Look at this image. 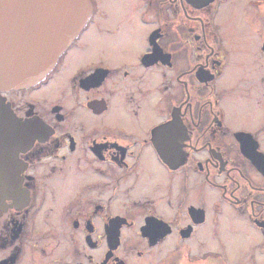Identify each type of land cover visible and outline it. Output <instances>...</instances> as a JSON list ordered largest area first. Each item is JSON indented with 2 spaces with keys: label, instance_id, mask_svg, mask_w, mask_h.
I'll return each mask as SVG.
<instances>
[{
  "label": "flooded vegetation",
  "instance_id": "flooded-vegetation-1",
  "mask_svg": "<svg viewBox=\"0 0 264 264\" xmlns=\"http://www.w3.org/2000/svg\"><path fill=\"white\" fill-rule=\"evenodd\" d=\"M238 1L89 0L43 78L0 89L32 123L0 264H264V106L256 72L239 77L264 59V25L241 22L264 14L241 11L244 49L225 14Z\"/></svg>",
  "mask_w": 264,
  "mask_h": 264
},
{
  "label": "water",
  "instance_id": "water-1",
  "mask_svg": "<svg viewBox=\"0 0 264 264\" xmlns=\"http://www.w3.org/2000/svg\"><path fill=\"white\" fill-rule=\"evenodd\" d=\"M92 12L89 0H0V89L38 82ZM18 118L0 98V211L18 191Z\"/></svg>",
  "mask_w": 264,
  "mask_h": 264
},
{
  "label": "rangeland",
  "instance_id": "rangeland-1",
  "mask_svg": "<svg viewBox=\"0 0 264 264\" xmlns=\"http://www.w3.org/2000/svg\"><path fill=\"white\" fill-rule=\"evenodd\" d=\"M247 3H248V0H239L237 2V4H235V5L230 4L229 6H225V14L228 16L227 20H228V23L230 26V30L232 31V35L237 34L236 32L238 30V27L240 26L239 24H240V18L242 16V13H243V16L246 18V20L249 19L247 17L249 14H250L251 18H258L259 14H264V4L256 8V7L248 6ZM241 11H242V13H241ZM222 19H223V17H222ZM263 25H264V22H262V21L261 22L257 21L255 23L250 22V21H242L241 22L242 29L248 30V31H246L248 35L254 34L255 30H257V29L262 30ZM234 37H237V36H234ZM239 37H240V40L237 37L238 46L246 49L247 47L245 45V39L240 35H239ZM258 39H260V38H258ZM256 62L257 63L255 65L254 64L247 65V66H249L247 68V72H249V71H255L256 72L255 80L258 78L256 81V83L258 85L257 86L258 89H256L255 92H253V98H255V96H256L257 99L262 101V105L264 106V86L261 84V78H260L264 75V59L263 58L260 60L257 59ZM251 73L252 72L243 74L241 72V75L239 77L241 78V76H245L246 78H253L254 72H253V74H251ZM237 79H239V78H237ZM242 110L244 111L242 114L247 115V116L251 115L255 121L257 120L256 116H259V108L256 105H253L252 102H245ZM244 241H245V239L237 237L235 242L238 245V247H240L244 244ZM245 244H246V242H245ZM230 246L236 247L233 242L230 243ZM253 246H254V242L250 243V245L247 248H245L246 250L244 251V253L248 254V252H251ZM215 247H217V249H218V246H215ZM236 249L232 250V252L235 253Z\"/></svg>",
  "mask_w": 264,
  "mask_h": 264
}]
</instances>
